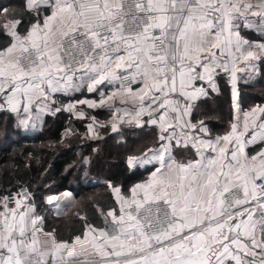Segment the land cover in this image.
<instances>
[{
  "label": "snow or ice",
  "instance_id": "6c2138e0",
  "mask_svg": "<svg viewBox=\"0 0 264 264\" xmlns=\"http://www.w3.org/2000/svg\"><path fill=\"white\" fill-rule=\"evenodd\" d=\"M24 10L37 22L23 33L0 11L11 37L0 49V111L30 114L56 93L103 85L113 90L99 106L127 105L116 118L158 125L165 143L130 198L114 189L119 214L108 213V226H86L71 242L44 231L27 193L0 197V264H264V108L214 139L191 122L202 82L214 87L222 71L235 83L238 64L264 58V43L240 35L264 34V0H25ZM173 147L194 158L178 161Z\"/></svg>",
  "mask_w": 264,
  "mask_h": 264
},
{
  "label": "trees",
  "instance_id": "16d2710c",
  "mask_svg": "<svg viewBox=\"0 0 264 264\" xmlns=\"http://www.w3.org/2000/svg\"><path fill=\"white\" fill-rule=\"evenodd\" d=\"M24 8L25 0H0V11L7 9L21 20L17 28L21 33L37 22L36 16ZM240 34L247 41L264 43V34L254 29L241 27ZM10 42L11 37L0 29V49ZM248 63L251 66L245 68L243 64L240 68L244 71L238 73L243 111L264 105V58ZM253 69L257 70L250 71ZM215 81L218 91L210 90L192 114L194 124L203 121L209 128L210 138L229 133L234 122L227 74L218 71ZM95 97L87 93L75 97L55 95L57 101L51 107L62 110L35 122V129L22 126L21 119L26 116L23 112L0 111V197L27 191L30 199L24 202L35 207L43 217L44 231L54 233L58 241L71 242L82 236L86 225L106 228L109 211L118 210L113 189L119 188L122 195L130 197L131 189L146 183L154 171L153 167L132 170L129 160L161 144L158 128L149 123L143 127L124 123L122 133L112 134V112L108 108H83L87 117L100 123L93 133L88 129L91 122L76 119L63 110L70 102ZM259 148L257 145L254 150ZM176 156L184 162L194 158L191 148L178 149ZM66 192L74 195L75 202L64 215L44 207L46 197Z\"/></svg>",
  "mask_w": 264,
  "mask_h": 264
},
{
  "label": "crops",
  "instance_id": "0c3cea01",
  "mask_svg": "<svg viewBox=\"0 0 264 264\" xmlns=\"http://www.w3.org/2000/svg\"><path fill=\"white\" fill-rule=\"evenodd\" d=\"M241 35V34H240ZM242 37V36H241ZM246 40V39H245ZM257 62V61H256ZM239 65V64H238ZM238 67V66H237ZM226 73V72H225ZM227 74V78L229 79V76H231L229 73H226ZM217 75V74H216ZM238 79H237V73H236V81H237ZM214 82H216L215 81V79H214ZM203 84H204V82H202ZM229 83V82H228ZM237 84V87H238V83H236ZM229 85H230V83H229ZM231 88V87H230ZM232 89V88H231ZM215 91H218V85L216 84V89H215ZM231 92H232V95H233V109H234V122H236V117L237 116H240L241 118H242V115H243V113H244V111L242 110V108H241V105H240V101H239V91H238V96H235L234 94H233V90H231ZM61 94H63V95H66L65 93H56V94H54V96L55 95H61ZM208 94V93H207ZM206 96V95H205ZM205 96H201L200 98H198L196 101H194L193 102V104H192V111H191V122H192V114H193V112H194V103H198V105H199V102L203 99V98H205ZM51 104H53V103H50V104H48L47 106H44V105H37V104H34L33 105V110H32V112L30 113V114H25L26 116H28V115H30L31 116V114H36V116L34 115L33 116V118H35V119H37L38 121H41L46 115H51V114H55V109H53L51 106ZM124 107H125V105H123ZM258 107H262V108H264V105H260V106H256V108H258ZM57 112V111H56ZM128 119V117L125 119V121ZM233 122V123H234ZM124 123H126V122H123V125H124ZM193 123V122H192ZM194 124V123H193ZM149 126H151V127H153L154 125H152L151 123H149ZM155 127V126H154ZM156 127L158 128V132H159V127H158V125H156ZM206 127V126H205ZM206 129H207V132L205 133V134H203V138H210V137H208V135H209V133H210V131H209V128L208 127H206ZM231 131V130H230ZM197 134H199V133H197ZM249 135H251V132L249 133ZM223 136V135H222ZM219 137V136H218ZM214 139V138H213ZM163 143H165V142H162L161 141V145L163 144ZM257 145H260L259 143H257V144H255V145H248L247 147H246V151H248V152H250V154L254 151V149H255V146H257ZM160 146V145H159ZM158 146V147H159ZM157 147V148H158ZM156 148V149H157ZM181 149H183L182 147H179V150H181ZM155 150V149H154ZM178 150V149H177ZM177 150H176V152H177ZM257 150V149H256ZM176 152H174V153H172L175 157H176V159L178 160V161H182V160H179L178 158H177V156H176ZM153 154H154V151H151L147 156H143V157H141V159L142 160H145V161H152L151 163H148L149 164V168H151V167H153L154 168V171H155V167H156V163H155V161L154 160H152V157H153ZM184 162V161H183ZM186 162V161H185ZM153 171V172H154ZM120 190V195L121 196H124V195H122V191H121V189H119ZM113 195H114V199H115V201H116V204L118 205V204H120V202L118 201V199H117V197H116V193H115V191H114V189H113ZM125 197V196H124ZM62 198H63V203H62V206H61V208H60V210H59V213H60V215H64L65 214V212H66V210L75 202V199H74V195L71 193V192H66V193H64V194H62ZM125 198H130V197H125ZM109 212H111V211H109ZM86 226H89V225H86ZM93 227V226H92ZM85 231H86V229H85Z\"/></svg>",
  "mask_w": 264,
  "mask_h": 264
},
{
  "label": "rangeland",
  "instance_id": "374dc122",
  "mask_svg": "<svg viewBox=\"0 0 264 264\" xmlns=\"http://www.w3.org/2000/svg\"><path fill=\"white\" fill-rule=\"evenodd\" d=\"M247 28V27H246ZM249 29H254V28H249ZM254 30H256V29H254ZM257 32H260V31H258V30H256ZM250 42V41H249ZM256 44H260V42H255ZM253 50H257L258 51V49H253ZM251 62H253V61H251ZM238 66V68H240L241 66H243V63H241V64H239V65H237ZM257 69H253V70H250V71H256ZM239 72H241V71H237L236 73H237V82L240 80L239 79V77H238V73ZM229 83H230V85L231 86H233V80H232V77L231 76H229ZM110 88H112V87H104L103 85L102 86H100L98 89H97V91H95V92H89L88 90H87V88L86 87H81V88H79L78 90H76V91H69V92H67V93H65L66 95H64V96H70V97H75L76 95H78V94H85V93H87V94H95L96 95V97L94 98V99H89V98H83L82 100H80V101H75V102H70V103H68V104H66L64 107H63V110L65 111V112H67V113H69V114H71L72 116H74V118H76V119H80V120H87V122H91V123H89L88 124V129L90 130V132L91 133H93V132H95V130H96V128H95V126H98V125H100V123H98L97 121H95L94 119L92 120V118H90V117H87L86 115H85V113H84V110H83V108H85V109H90V110H96L97 108H101V109H107L108 108V110L110 109V111L112 112V114L114 113V109H115V107H119V109L120 110H124L125 108H127L128 106L127 105H125V107L123 106V105H120L119 103H117V105L116 106H114V108H109V107H101V106H99V101H100V99H101V93H103V95H104V98L106 99L107 98V96L111 93V91L109 92V89ZM61 95H63V94H61ZM51 99L54 101V103L57 101V99H54V95L51 97ZM81 101H88V102H96L97 103V106L96 107H89L88 106V104H86V103H81ZM70 106H71V108H70ZM256 108V106L255 107H253V108H248V109H246L245 111H244V113L245 112H248V111H251V110H253V109H255ZM62 110V109H61ZM61 110H55V113H57V112H59V111H61ZM57 111V112H56ZM36 116V114H31V116L30 115H28V116H24L22 119H21V121L22 120H25V119H27L28 120V123L27 124H22V126L23 127H28V126H30L31 128H33V129H35V126H34V123L35 122H37L38 120L37 119H35V118H33V116ZM143 118H145L144 120H142V122L143 121H146V119L148 118V116L147 115H145ZM145 155V153L144 154H142L141 156H139L138 158H135V159H139V158H141V157H143Z\"/></svg>",
  "mask_w": 264,
  "mask_h": 264
},
{
  "label": "built area",
  "instance_id": "2783aa9c",
  "mask_svg": "<svg viewBox=\"0 0 264 264\" xmlns=\"http://www.w3.org/2000/svg\"><path fill=\"white\" fill-rule=\"evenodd\" d=\"M228 82H229V79H228ZM213 83H214V87L210 86L207 82H204L203 86L207 90V93L210 90H215L216 89V83L214 81H213ZM236 83H239V81L238 82L235 81V83H233V86L229 85V83H228L229 87L232 88V89L231 88L230 89L233 90V94L234 95H235L234 84H236ZM236 86H237V84H236ZM237 90H238V87H237ZM197 107H198V103H194V108H197ZM120 112H121V114H123L124 110H120ZM126 118H127V115H124L123 116L124 121H125ZM143 120H144V118H143ZM114 124L117 127L118 133H122L123 130H124V128H123L124 125H123V122H121L120 119H117L116 118V111H115V109H114V113L112 114L111 119H110V125L113 126ZM159 147H161V144H160ZM177 149H179V147H173L172 153L176 152ZM151 151H154V149L151 150ZM150 152L145 153V156H147ZM136 158H138V157H136ZM148 163H151V162H147L145 160H142L141 158H139V159L131 158L129 160V167L132 170L145 169V168H149V164ZM22 193H27L28 198L26 200H29L30 199L29 193L27 191H25V190L21 191L19 194L11 195V196H8V197L21 198V194ZM52 198H56V199H53L52 200V203H49V200L52 199ZM62 203H63L62 194H60V195H52V196H48V197L45 198V200H44V207H46L48 210H51L53 212L58 213L59 210H60V208H61V206H62ZM9 207H14V204L9 203ZM119 207H120V204H118L117 214H119Z\"/></svg>",
  "mask_w": 264,
  "mask_h": 264
},
{
  "label": "water",
  "instance_id": "95a60500",
  "mask_svg": "<svg viewBox=\"0 0 264 264\" xmlns=\"http://www.w3.org/2000/svg\"><path fill=\"white\" fill-rule=\"evenodd\" d=\"M216 78V75L214 77V79ZM118 133V130H117V127H115V130L113 129V126H112V134H117Z\"/></svg>",
  "mask_w": 264,
  "mask_h": 264
},
{
  "label": "bare ground",
  "instance_id": "6f19581e",
  "mask_svg": "<svg viewBox=\"0 0 264 264\" xmlns=\"http://www.w3.org/2000/svg\"><path fill=\"white\" fill-rule=\"evenodd\" d=\"M234 90H235V95L238 96V95H237V94H238V90H237V86H236V84H234Z\"/></svg>",
  "mask_w": 264,
  "mask_h": 264
},
{
  "label": "clouds",
  "instance_id": "9594fccd",
  "mask_svg": "<svg viewBox=\"0 0 264 264\" xmlns=\"http://www.w3.org/2000/svg\"><path fill=\"white\" fill-rule=\"evenodd\" d=\"M59 213V212H58Z\"/></svg>",
  "mask_w": 264,
  "mask_h": 264
}]
</instances>
